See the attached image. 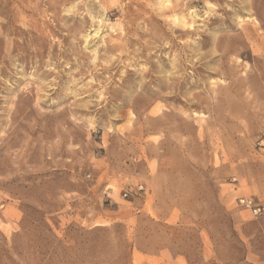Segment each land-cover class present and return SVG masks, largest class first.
<instances>
[{
    "label": "rangeland",
    "instance_id": "rangeland-1",
    "mask_svg": "<svg viewBox=\"0 0 264 264\" xmlns=\"http://www.w3.org/2000/svg\"><path fill=\"white\" fill-rule=\"evenodd\" d=\"M165 238L264 260V0H0V264Z\"/></svg>",
    "mask_w": 264,
    "mask_h": 264
},
{
    "label": "crops",
    "instance_id": "crops-1",
    "mask_svg": "<svg viewBox=\"0 0 264 264\" xmlns=\"http://www.w3.org/2000/svg\"><path fill=\"white\" fill-rule=\"evenodd\" d=\"M176 247V244H172L171 241L165 238L164 243L159 246L155 256H150L151 252L148 250L147 254L150 260L147 264H191L189 259H187L186 253L183 250L178 251ZM236 258L237 259L226 258L221 264H264L263 259L260 260L255 257L242 255Z\"/></svg>",
    "mask_w": 264,
    "mask_h": 264
},
{
    "label": "built area",
    "instance_id": "built-area-1",
    "mask_svg": "<svg viewBox=\"0 0 264 264\" xmlns=\"http://www.w3.org/2000/svg\"><path fill=\"white\" fill-rule=\"evenodd\" d=\"M125 197H126V195H125ZM239 204L242 207H244L245 209H248L249 211H251L254 216H258L261 214L262 208L255 205L251 200L241 199V200H239Z\"/></svg>",
    "mask_w": 264,
    "mask_h": 264
}]
</instances>
